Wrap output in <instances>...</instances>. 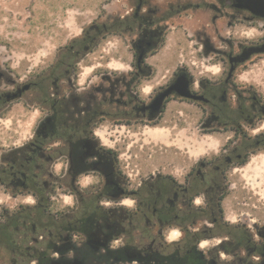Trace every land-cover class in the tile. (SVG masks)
I'll return each instance as SVG.
<instances>
[{"label":"rangeland","instance_id":"rangeland-1","mask_svg":"<svg viewBox=\"0 0 264 264\" xmlns=\"http://www.w3.org/2000/svg\"><path fill=\"white\" fill-rule=\"evenodd\" d=\"M130 1L0 0V91L12 90L32 80H43L52 52L80 39L93 23L109 24L116 19L121 23L123 16L128 15ZM168 1L183 10L182 16L170 24L163 45L148 58L147 65L153 70L151 76H143L141 97H147L154 87L168 81L180 65H186L196 80L222 79L227 72L224 70L227 52L236 53L248 42H258L264 35V20L251 22L247 13L232 6L231 0ZM131 42V35L125 28L110 32L96 45L95 52L86 57L89 62H85L84 74L86 78L93 69L101 68L99 63L106 60L101 58L103 55L108 57L113 68L117 63L123 67L115 70L117 76L112 80L117 84L119 114L103 116L96 125L100 135L93 136L101 147L114 151L121 179L129 190H139L144 197L149 189L146 183L152 178L169 175L179 182L184 181L192 168L198 166L206 170L201 166L206 160L213 162L208 169L213 175L212 169L224 163V157L232 154L233 146L240 149L242 142L251 144L262 137L264 115L260 114L252 124L248 114H226L225 118L215 120L210 108L201 103L172 101L167 105L166 114H161L156 121L158 123L142 120V124L132 125L133 116L121 114L127 109L133 62ZM99 76L93 80L97 81ZM110 82L107 76L101 77L102 85L109 86ZM235 83L245 90L251 89L252 95L264 102V53L253 55L238 66ZM231 109L235 113L240 111L235 96ZM45 115V104L38 90L28 91L23 98L9 102L0 113V165L1 156L5 162L14 157L17 147L33 140L35 129ZM157 130L161 133L155 134ZM60 133L62 137V130ZM45 145L50 147L47 152H53V159H40L42 178L56 188L49 196L50 207L43 215V222L52 218L60 220L63 216L74 221L111 209L114 221H122L124 232L114 236L115 225L98 232L99 228L92 222L88 233L63 230L62 237L55 240L56 229L43 226L38 219L37 197L31 191L15 197L12 188L2 186L0 264H36L38 252L54 242L61 249H49V254L60 264H137L136 260L120 259L113 250L129 245L132 250L152 247L171 253L184 249L195 231L204 235L199 248L217 264H243L241 257L247 264L260 260L242 247L228 253L219 244L234 240L227 232L236 227L246 228L253 239L260 241L259 228L264 226V166L261 171L254 166L264 160V145L252 148L246 159L229 165L222 174V187L213 197L220 202L214 215L220 218L221 225L213 227L209 218L200 216L197 228L189 230H183L177 223L162 229L153 224L155 218L151 214L152 224L147 223L141 211H136L139 199L135 195L124 198L104 195V179L93 167L77 179L74 185L77 194L74 189H67L63 177L67 165L63 141L51 138ZM221 194L224 198L220 201ZM63 195L71 197L65 199ZM123 200L124 203H120ZM202 201H206L204 195L198 200L201 206L204 205Z\"/></svg>","mask_w":264,"mask_h":264},{"label":"flooded vegetation","instance_id":"flooded-vegetation-1","mask_svg":"<svg viewBox=\"0 0 264 264\" xmlns=\"http://www.w3.org/2000/svg\"><path fill=\"white\" fill-rule=\"evenodd\" d=\"M231 1L235 9L250 16L251 22L264 20V16L257 13H264V1L260 4L251 3V9L239 7L238 0ZM167 2L168 4H165ZM188 10L186 8L185 12ZM182 11L175 4L169 3L168 0H131L130 10L127 11L128 15L123 16L124 19L121 20V23L117 19L109 24L93 23L89 29L85 30L80 39H75L52 52L43 80H32L15 86L12 90L0 91V113L9 105V102L23 98L28 91L38 90L41 101L45 104L46 115L36 127L33 140L24 145H28V152L36 153L39 156L37 159L51 161L53 152H47L50 147L45 145L46 141L51 138L63 141L66 150V153L63 154L67 157L63 177L67 189H76L74 185L77 179L86 172L84 171L85 163H91L94 170L104 179L102 188L104 195H109L111 198L135 195L139 199L136 211H141L147 223L152 224V218L149 216L151 214L155 218L153 224L162 229L177 223L183 230H189L197 228L195 225L199 220L198 214L204 213L206 209H209L212 215L209 218L212 222L211 225L219 226L221 220L214 215L213 197L222 187V174L226 172L229 165L246 159L252 148L263 146L264 137L257 138L251 144L242 142L240 149L238 146H233L232 154L224 157V163L217 164L212 169L213 175L208 170L213 163L210 160L201 164L206 170L196 166L192 168L184 181L179 182L169 175H158L146 183L149 185V189L147 194L142 197L139 190H129L128 185H125L116 165L117 160H106L102 157L100 142L93 136L97 133L96 125L103 116L119 114L117 84L115 80L112 82L113 77L117 76L115 75L117 68H113L111 61H107L108 57L103 55L101 58H106V60L104 63H99L101 68L93 69L89 76L84 77L87 68L85 62L88 61L86 57L95 52L96 45L108 37L110 32L116 33L122 27L132 38L133 62L131 78L128 82L127 109L121 114L133 116L131 117L132 125L142 124V120L158 123L156 121L159 120L161 114H166L167 105L172 101L180 104L201 103L204 107L210 108V114H214L215 120H219L226 114H248V120L251 124L254 123L259 119L260 114L264 115V102L258 100L257 95H252L251 89L245 90L235 82L238 66L258 53L252 54L246 61H240L236 57L251 47L264 46V35L258 42H248L236 53L231 50L227 52V59L224 62V70L227 72H224L225 75L222 79L196 80L186 65H180L173 70L168 81L154 87L147 97H141L140 86L143 76H151L153 70L151 66L147 65V60L163 45L166 32L172 26L170 24L176 20V17L181 18ZM232 66H234V71L230 74ZM109 69L111 70L109 71ZM97 76L99 79L93 80ZM102 76L110 78L109 86L101 84ZM182 76L185 77L188 90L194 94L203 95L204 98L193 99L181 96L178 93L179 89L174 85ZM44 82L46 87H44ZM169 89H171L170 94L159 107H155L156 99ZM245 91L248 94H244ZM233 96L239 102L240 111L237 113L231 109ZM249 101L250 104H248ZM244 106L247 108L244 109ZM28 163L35 164V159L29 157ZM42 177L44 176H42L40 164L31 170L25 164L17 165L10 158L4 162L1 156L0 189L2 186L12 188L15 197L24 196L29 191L36 197H49L56 186L43 180ZM75 191L77 192V190ZM201 195H204L206 200L202 201L203 206L200 205L201 202H198ZM124 201L120 203H124ZM259 229L260 241L264 243V226Z\"/></svg>","mask_w":264,"mask_h":264},{"label":"trees","instance_id":"trees-1","mask_svg":"<svg viewBox=\"0 0 264 264\" xmlns=\"http://www.w3.org/2000/svg\"><path fill=\"white\" fill-rule=\"evenodd\" d=\"M225 118V116H224ZM233 121L237 122V119ZM264 137V134L262 135ZM27 146L24 145L18 148L15 151V155L12 159L15 161L17 165L25 164V166H29L31 170H34L37 164H39L40 159H37L36 153L28 152ZM101 155L106 160H117L114 151L110 148H101ZM33 157L35 159L34 163H28V158ZM37 159V160H36ZM91 163H85L84 171H87L91 166ZM92 169V168H90ZM32 173H35L31 171ZM75 191V190H74ZM77 194V192L75 191ZM99 198V196H98ZM224 198V195L221 194L220 201ZM213 202L216 206H219L220 202H216L213 199ZM50 207V197H37V215L40 223L46 227H54L56 229V234H54V239H60L62 237V231L68 230L72 231L73 233H88L90 232V227L92 222H95V225L99 228L98 232H104L108 226H117V232L114 236H118L123 234L124 228L121 227V220L115 222L112 218L111 209L103 210V208L99 207L101 211H97L94 213H90L88 216L84 215L80 218L75 219L74 221L67 220L64 216L62 219L57 220L56 218L49 219L47 222H43V215L48 213ZM99 210V209H98ZM206 216L207 218H211L212 215L210 212H205L203 214L199 213L198 216ZM26 217V216H25ZM18 220V219H16ZM221 225V223L219 224ZM235 229V228H234ZM228 235H232L234 240H228L227 242L223 241L219 244L220 248L223 251L228 253H232L235 249L240 247L244 248L249 255H255L260 257V260L257 262H249L248 264H264V243L262 241H257L252 238L251 234L246 228L239 229L236 227L235 230H230L227 232ZM113 236V237H114ZM112 239V236L109 237ZM204 239V235L199 232L195 231L191 234L189 242L187 243L184 249H177L171 253H164L159 251L155 248L148 247L145 249H134L132 250L131 246L125 245L123 247L117 248L113 250V252L118 254V257L125 261H137V264H217L216 261L208 257L203 250L199 248V242ZM231 244H235L233 247ZM49 249L59 250L57 244L54 242L53 244H49L46 250H42L38 252L36 257V264H60L58 259L53 258L49 254ZM134 251V252H133ZM243 264H247L245 262V258H240Z\"/></svg>","mask_w":264,"mask_h":264},{"label":"water","instance_id":"water-1","mask_svg":"<svg viewBox=\"0 0 264 264\" xmlns=\"http://www.w3.org/2000/svg\"><path fill=\"white\" fill-rule=\"evenodd\" d=\"M238 1H239V3H238L239 7L251 9V7H252L251 3L260 4L264 0H238ZM253 11L255 12L256 10H253ZM257 13L264 16V13H261V12H257ZM261 52H264V46L251 47L250 49H247L243 53L238 55V57H236V58H238L240 61H246L252 54L261 53ZM233 71H234V66H232V68L230 70V74H232ZM174 87H177L179 89L178 93L183 97H189V98H193V99L204 98L203 95L194 94L188 90V86L185 83V77L184 76L180 77L177 80V83H176V85H174ZM170 90L171 89L167 90L166 92H164L162 95H160L156 99V101L154 103L155 107H159L162 104L163 100L170 94Z\"/></svg>","mask_w":264,"mask_h":264},{"label":"crops","instance_id":"crops-1","mask_svg":"<svg viewBox=\"0 0 264 264\" xmlns=\"http://www.w3.org/2000/svg\"><path fill=\"white\" fill-rule=\"evenodd\" d=\"M120 66V63H117V66H114V67H116L117 69H121V68H123V67H119ZM97 133H98V135H100L99 134V132L97 131ZM155 134H160L161 132L159 131V130H157V131H155L154 132ZM263 166H264V160H261V162L260 163H258V164H256L255 166H254V169H257V170H259V171H261V169L263 168ZM259 171H254V172H257V173H259ZM65 197V199H66V197H71V195H63V198ZM0 202H2V200H0Z\"/></svg>","mask_w":264,"mask_h":264}]
</instances>
